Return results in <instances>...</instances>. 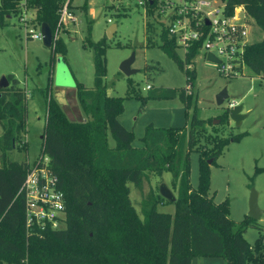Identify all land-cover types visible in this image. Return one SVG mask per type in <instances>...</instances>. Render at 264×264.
<instances>
[{
	"label": "trees",
	"instance_id": "1",
	"mask_svg": "<svg viewBox=\"0 0 264 264\" xmlns=\"http://www.w3.org/2000/svg\"><path fill=\"white\" fill-rule=\"evenodd\" d=\"M225 1L229 11L242 5L263 32L259 41L246 45L242 57L249 71L264 80V0ZM18 2L0 0V25L4 18L19 12ZM61 2L27 0V6L34 10L36 24L45 23L52 32ZM160 25L159 47L183 69L190 91L185 92L184 87L157 88L141 98L140 108L146 99L177 97L188 117L187 126L155 127L148 123L140 137L141 146H131L132 131L117 120L123 109L121 97L107 95L103 84V39L93 42L85 37L84 44L93 51V86L75 84L84 118L69 119L50 95L45 102L40 152L48 156L64 196V226L58 229H24L23 198L16 192L26 161L11 154L25 150L21 137L25 132L26 98L17 80L10 74L5 76L8 85L0 88V264H191L193 257H221L225 264H245L248 260L264 264L260 247L251 249L242 236L249 217L234 227L228 217V200L213 202L207 194V160L213 163L229 139L240 135L220 138L208 149L200 150L195 145L194 136L202 130V120L192 93L194 70L185 68L192 63L194 51L189 50L180 59L173 39ZM50 52L49 64L54 54H65L60 37ZM45 87L48 89V84ZM193 149L198 153L195 188L189 184L188 155ZM147 171L170 173L171 184L176 185L173 213L157 211V204L170 201L152 195L142 199L140 216L136 212L127 184L138 187Z\"/></svg>",
	"mask_w": 264,
	"mask_h": 264
},
{
	"label": "rangeland",
	"instance_id": "2",
	"mask_svg": "<svg viewBox=\"0 0 264 264\" xmlns=\"http://www.w3.org/2000/svg\"><path fill=\"white\" fill-rule=\"evenodd\" d=\"M82 4L83 0H72L71 11L76 19L59 31L65 54H54L51 64L50 48L44 47L40 39L25 35L26 28H37L34 13L31 12L33 20L25 27L18 21L19 12L4 18V24L0 25V77L12 75L23 87L26 98L25 132L21 137L25 150H15L11 154L19 161L32 160L40 152L48 95L56 99L60 93L68 118L81 119L75 84L79 82L86 88L93 86V51L84 44L85 37L93 42L103 39V84L107 95L121 97L123 109L117 120L132 131L131 146H141L140 137L148 123L155 127L187 126L188 117L185 118L183 105L177 97L146 99L140 108L141 98L157 88L178 90L185 86L183 69L159 47L161 16L138 5L136 0H86L85 8ZM111 23L115 24V30L108 37L106 29ZM262 37L263 32L254 23L250 41L256 42ZM175 52L183 59L180 50L175 49ZM131 53L130 68L136 72L125 76L118 66ZM190 65L194 70L192 93L196 97L198 117L202 120V130L194 136L195 145L200 150L208 149L220 138L240 135L235 140L229 139L214 162L211 159L208 163L207 194L212 196L213 202L228 200V217L236 227L246 216L251 190L255 192L260 214L257 219L248 218L242 236L251 249L256 245L260 247L264 259V245L260 242L264 238V80L253 75L245 65L238 75L229 78L218 74L214 65L203 58L195 57ZM59 70L65 73L63 83L56 80ZM146 84L150 89H145ZM222 88L226 89L227 99L216 105L214 96ZM231 103L241 105L243 118L237 125L228 118ZM215 119L220 121L213 123ZM109 142L112 144L110 138ZM197 159L198 153L193 149L188 155L191 188L197 184ZM161 183L176 196V185L171 184L167 171L161 174L144 172L138 187L127 184L129 199L139 216L141 201L146 195L161 197L158 193ZM156 210L173 213L174 206L172 202L162 201L156 205ZM191 264H225V261L221 257H193ZM245 264L252 262L248 260Z\"/></svg>",
	"mask_w": 264,
	"mask_h": 264
},
{
	"label": "built area",
	"instance_id": "3",
	"mask_svg": "<svg viewBox=\"0 0 264 264\" xmlns=\"http://www.w3.org/2000/svg\"><path fill=\"white\" fill-rule=\"evenodd\" d=\"M138 5L161 16L159 23L175 44L182 57L189 50L195 57L203 58L214 65L218 74L233 77L240 73L243 51L251 42L254 20L248 16L242 5L233 6L229 11L225 0H136ZM72 0H62L58 8V20L51 32V46L59 37V31L68 22L75 21L71 11ZM18 21L25 27L33 20L32 8L27 0L18 2ZM25 35L30 39H40L37 28H26ZM211 55L215 61L207 59ZM191 64V63H190ZM186 69H193L191 65ZM146 84L145 89H150ZM190 91V84L184 86ZM232 104V103H231ZM23 198V225L26 232L58 229L64 226V196L57 185V177L49 166L47 155L38 153L32 160H26L23 180L16 195ZM264 244V238H262Z\"/></svg>",
	"mask_w": 264,
	"mask_h": 264
},
{
	"label": "water",
	"instance_id": "4",
	"mask_svg": "<svg viewBox=\"0 0 264 264\" xmlns=\"http://www.w3.org/2000/svg\"><path fill=\"white\" fill-rule=\"evenodd\" d=\"M114 30H115V24L114 23L109 24L106 29V35L110 37L112 33L114 32ZM39 31L41 35L40 40H41L42 45L46 48H50L51 47V30L49 29L47 24L41 23L39 25ZM207 59L210 61H215V59L211 55H207ZM132 61H133V54L131 53V55L127 57L126 59L122 60L118 66L119 70L125 76H129L130 74L136 72L135 69L130 68ZM64 78H65L64 71L59 70L56 76V80L63 83ZM7 85H8V81L6 77L5 76L0 77V88H4ZM214 99H215L216 105L222 104V102L225 99H227L226 89L222 88L221 90H219L215 94ZM240 110H241V105L239 104L232 103L228 107V118L232 120L236 125L243 118V115L240 114ZM217 121L218 120L215 119L213 120V123H216ZM40 138H42V136H40ZM209 162H210V159L207 160V163ZM158 193L161 197H163L164 199L170 202H173L175 199L173 193L163 183L159 185ZM259 214H260V211L257 208V204H256V194L253 190H251L249 198H248V211L246 213V216L251 219H257L259 217Z\"/></svg>",
	"mask_w": 264,
	"mask_h": 264
},
{
	"label": "crops",
	"instance_id": "5",
	"mask_svg": "<svg viewBox=\"0 0 264 264\" xmlns=\"http://www.w3.org/2000/svg\"><path fill=\"white\" fill-rule=\"evenodd\" d=\"M61 90L62 89H60V91L59 92H61ZM73 90V89H72ZM75 93V92H74ZM58 103H59V105L61 106V108H62V105H64V99L61 97V95H60V93H58L57 94V96H56V99H55ZM78 108H79V114H80V117L79 118H81V119H83L84 118V115H83V113H82V111H81V109H80V107L78 106ZM62 110H63V108H62ZM64 111V110H63ZM65 113V112H64ZM67 116V115H66ZM68 117V116H67ZM192 260V259H191Z\"/></svg>",
	"mask_w": 264,
	"mask_h": 264
}]
</instances>
